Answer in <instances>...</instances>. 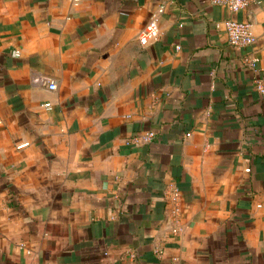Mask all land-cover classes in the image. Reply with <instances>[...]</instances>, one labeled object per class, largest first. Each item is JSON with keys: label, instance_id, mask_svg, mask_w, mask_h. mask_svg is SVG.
Returning <instances> with one entry per match:
<instances>
[{"label": "crops", "instance_id": "obj_1", "mask_svg": "<svg viewBox=\"0 0 264 264\" xmlns=\"http://www.w3.org/2000/svg\"><path fill=\"white\" fill-rule=\"evenodd\" d=\"M230 17L0 0V264H264V99L243 63L264 69V0L236 16L251 50Z\"/></svg>", "mask_w": 264, "mask_h": 264}, {"label": "built area", "instance_id": "obj_2", "mask_svg": "<svg viewBox=\"0 0 264 264\" xmlns=\"http://www.w3.org/2000/svg\"><path fill=\"white\" fill-rule=\"evenodd\" d=\"M213 6H220L226 8L231 17L224 20L222 23L217 24V28H223L228 36L229 44L236 50H251L256 44V38L253 33V26L249 22L239 21L236 16L240 12L247 10L253 3V0H210ZM159 37V29L157 26V21L151 19L147 25L145 32L140 37V42L146 45L150 40H157ZM177 49H180L177 47ZM19 56V53L16 52ZM243 63L246 68L252 71L255 75L253 80V86L256 92L264 99V69L260 66V58L255 53V51H250L244 57ZM47 87L50 91L56 90V85L54 83H48ZM50 107V104L46 105ZM154 138V134L150 133L145 136L144 141L150 142ZM249 172V170H248ZM178 200L177 193L173 198V201ZM179 212V210H176Z\"/></svg>", "mask_w": 264, "mask_h": 264}]
</instances>
